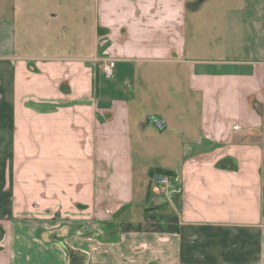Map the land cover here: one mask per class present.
<instances>
[{
    "label": "crops",
    "instance_id": "obj_1",
    "mask_svg": "<svg viewBox=\"0 0 264 264\" xmlns=\"http://www.w3.org/2000/svg\"><path fill=\"white\" fill-rule=\"evenodd\" d=\"M0 264H264V0H0Z\"/></svg>",
    "mask_w": 264,
    "mask_h": 264
},
{
    "label": "rangeland",
    "instance_id": "obj_2",
    "mask_svg": "<svg viewBox=\"0 0 264 264\" xmlns=\"http://www.w3.org/2000/svg\"><path fill=\"white\" fill-rule=\"evenodd\" d=\"M143 89L145 90V94L149 96L148 102H146V104L145 103L143 104L145 119L146 118L148 119V117L154 115L163 117V119H167L170 115H172L171 110L175 109L178 103L179 104L183 103L181 102L180 98L185 92L184 89L186 88L183 85L173 86V84H171L170 81L167 80L163 84L162 83L157 84V82H154L153 84H146ZM170 96H175L177 99H179V102L178 103L169 102L167 99H169ZM194 103L198 105V102H194ZM190 115H193V113ZM190 118L192 123H195L194 115L191 116ZM168 126L169 127L165 130V133H163L164 136H167L174 127L173 122L171 121L170 124L168 123ZM148 129H149L147 131L148 133L145 134V137L147 138L145 140L144 147L141 149V153H140L141 155L140 164L144 169H149V168L153 169L151 172V176H152L151 182L154 185V188L156 189V191H154L156 198L159 202L167 201L168 196L162 195L159 192L160 187L155 179L156 175L159 173L155 172L157 168L154 167H158L159 165L164 163L167 164L166 162L168 161L167 155H169L168 153H170L172 150H169V152L168 150H165L168 152L165 154L162 152L163 150L158 149V147L156 146L158 140L155 137L151 136L149 132L150 130H153V132L159 134L160 130L156 129L155 125L152 124L148 125ZM55 219L65 220L66 218L60 214V217L56 216Z\"/></svg>",
    "mask_w": 264,
    "mask_h": 264
},
{
    "label": "built area",
    "instance_id": "obj_3",
    "mask_svg": "<svg viewBox=\"0 0 264 264\" xmlns=\"http://www.w3.org/2000/svg\"><path fill=\"white\" fill-rule=\"evenodd\" d=\"M115 63L113 61L109 62V64L106 66L105 71L107 76H111L113 74V68ZM157 184L160 187V194L168 196L172 192L173 182L174 178L170 174L166 173H159L155 177Z\"/></svg>",
    "mask_w": 264,
    "mask_h": 264
},
{
    "label": "water",
    "instance_id": "obj_4",
    "mask_svg": "<svg viewBox=\"0 0 264 264\" xmlns=\"http://www.w3.org/2000/svg\"><path fill=\"white\" fill-rule=\"evenodd\" d=\"M152 123L157 126L158 128L162 129L165 125V122L160 119H153Z\"/></svg>",
    "mask_w": 264,
    "mask_h": 264
},
{
    "label": "trees",
    "instance_id": "obj_5",
    "mask_svg": "<svg viewBox=\"0 0 264 264\" xmlns=\"http://www.w3.org/2000/svg\"><path fill=\"white\" fill-rule=\"evenodd\" d=\"M155 172H157V173H166V174H170V175L174 174V172H172V171L162 170V169H157V170H155Z\"/></svg>",
    "mask_w": 264,
    "mask_h": 264
}]
</instances>
